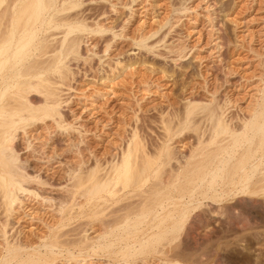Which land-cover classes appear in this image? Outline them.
Instances as JSON below:
<instances>
[{"label":"bare ground","instance_id":"obj_1","mask_svg":"<svg viewBox=\"0 0 264 264\" xmlns=\"http://www.w3.org/2000/svg\"><path fill=\"white\" fill-rule=\"evenodd\" d=\"M84 1L92 0H0V264H45L63 255L75 264H89L85 256L98 251L111 253L114 264L138 259L147 264L150 258L162 264H182L177 258L195 261L194 251L181 243L185 238L178 239L185 247L178 243L180 249H174L178 236L191 227H183L190 210L202 204V199L215 198L210 191L217 185L237 184L240 191L264 192V79L260 76L256 89L260 94L253 96L240 115L228 111L229 100L221 99L219 89L203 100L186 82L178 108L170 102L148 109L155 112L160 129L152 145L139 134L136 111L141 104L128 105L133 117L126 118L122 111L116 115L114 109L108 112L103 105L93 104L102 96L94 93L89 95L91 108L80 100L79 104L82 110L107 114L106 118L94 115L95 121L102 134L120 135L118 143L108 140L109 148L104 144L105 154L109 153L104 159L95 155L92 136L71 140L65 156L56 153L61 148L58 135L71 136L70 130L75 129L65 118V110L71 111L70 98L61 99L57 91L60 85L72 87L68 73H97L98 79L106 80L129 66L120 60L114 65L101 60L99 44L104 42L101 51L107 52L115 37L124 34L100 20L88 21L89 12L78 8ZM106 9L101 11L105 17ZM106 32L112 33L110 39L89 41ZM143 39L134 44L149 50L152 45L142 43ZM216 39L223 43L220 34ZM85 44L90 45L87 66L80 61L86 58ZM81 126H77L79 131ZM189 131L194 134V146L178 154L170 143ZM102 134L93 136L104 142ZM43 136L57 156L38 149L33 140H43ZM87 151L91 158H85ZM32 160H38L37 165ZM41 167L51 174L47 176ZM53 167L62 170L63 177L56 178L60 171ZM30 203L47 209L50 222L29 212ZM78 217L81 223L75 220L76 225H71ZM23 218L40 221L45 230L34 234L35 240L22 239L21 230L13 228ZM91 222L99 227L94 236L88 235Z\"/></svg>","mask_w":264,"mask_h":264},{"label":"rangeland","instance_id":"obj_2","mask_svg":"<svg viewBox=\"0 0 264 264\" xmlns=\"http://www.w3.org/2000/svg\"><path fill=\"white\" fill-rule=\"evenodd\" d=\"M109 1L111 4L113 3L114 10L110 3L105 0L84 1L78 8H84L83 11L86 14L89 12L88 21L100 20V23H104L103 26L113 27L112 31L114 32L121 30L120 32L124 35L115 37L116 41L107 52L101 51L104 42L99 44L100 51L98 54L101 56V60L105 61L104 64L107 62L114 65L116 60H120L123 64L129 66H124L118 74L112 75L113 77L111 76L106 80L104 78L98 79L99 75L97 73H85V75L83 73H77V75L76 73H68V78H73L68 81L70 85L72 84V87L69 88L66 84L60 85L57 91L61 99L70 98L68 106L72 112L65 110V118L66 122H70L75 129L70 128L72 137L65 134L58 135L62 138L60 139V145L63 150L61 151L60 148L56 153L65 156L66 154L63 151L66 150L71 140L76 142L82 137L89 139L92 136L90 144L94 145L92 149L94 148L95 155L104 159L109 156V153L105 154L107 148L105 150L104 144L108 147V140L118 143L119 138H121L120 135L113 133L107 136L102 134L100 127H98L99 122L95 121L94 115L98 114V117L102 115V118H106L107 114L103 111L93 113V110H84L85 108L82 110L81 104H79L82 101L91 108L89 103L92 98L89 95L94 93H101L102 96L93 104L103 105L108 112L114 109L115 112L117 111L116 115L119 114V111H122L126 118L133 117L131 110L127 109L128 105L135 107V103L141 104L136 111L138 115L137 123H139L142 132L139 134L150 144L157 142V133L160 129L155 121V112L153 113V110L148 109L153 105H166L170 102L172 106L175 105L173 107L178 108L182 97H185L184 85L186 82H189L191 87H195V94L203 100H208L213 92L216 93L213 89H219L218 92L222 91L220 92L221 99L229 100L228 108L230 110L228 111L233 114L238 111L237 115L246 110L254 95L260 94L257 93L256 89L261 84L260 79H264V0ZM104 8L109 10L105 13L107 17L102 13L105 10ZM95 15H99L100 18ZM219 34L223 38V43L222 40L219 43V40L216 39ZM109 37H112V33L106 32L102 38L96 36V38L94 37L89 41L93 43L99 40L100 42L104 38L105 40L106 38L110 39ZM142 38H144L142 43L152 45L150 51L145 50L143 47L138 48L134 44V41ZM160 38L162 39L159 40ZM84 46L83 58L89 54V48L87 47H90V45L85 44ZM176 53L177 55L179 53L180 56H176ZM80 61L83 62H81L83 66H87L90 62L88 57ZM71 67L74 71L76 70L74 63ZM222 73L226 74L223 76ZM216 76H218V79ZM222 77L228 79V83L222 82ZM220 83L221 86H219ZM182 86H184V89ZM79 123L84 126H81V131L77 128ZM83 128H86L87 132ZM45 133L43 134L46 135ZM94 134L104 135L105 141H99L98 137L93 136ZM193 135L192 131L181 134L180 138L177 137L170 143L172 144L170 146L178 154H184L194 146L195 139ZM33 141L37 142L38 149L41 148L48 155L57 156L51 145L49 146V140L47 138L45 140L44 136L43 140L40 138ZM87 152L85 158L90 154ZM54 156L51 157L55 158ZM89 157L91 158V155ZM34 161L32 160L33 164L37 165L38 160ZM41 163L39 161L38 165ZM176 164L178 165L177 162L173 161L174 167L177 166ZM41 168L43 173L48 174L47 176L51 174V170L44 172L45 168ZM56 168L58 169V167H53V171L54 169L57 170ZM58 170L60 173L56 178L63 177V171ZM42 172H40L41 175ZM210 194H216V197L202 199V204L190 210L186 219L189 223L185 221L184 225L186 227L184 225L183 227L185 229L189 224H191V227L188 229L187 234L183 236V232L181 237L178 236L176 239L177 245L174 247V249H180L178 243L181 248L184 245L188 246L191 253L194 251V258L196 257L199 262L196 260L185 261L181 258L176 260L182 264H264V192L248 193L247 191H240L237 184H224L215 186L214 191H210ZM46 195L47 197L52 196V194ZM25 202L26 204L29 203L28 200ZM32 203H30V206H32ZM30 211L38 213L50 222L47 218V209H41V207L33 205L31 210L29 209ZM104 218L106 219V217ZM20 220V223L14 224L13 231L15 229L21 230L19 236L22 239L31 238L30 240H35L34 234H42L45 230L44 225L38 220L36 222L33 220L35 223L24 218ZM75 220L76 224L79 225L83 219L75 218L71 225H76ZM97 221L95 222L98 225L99 221ZM93 222H91V230H88L89 236L98 233L99 227ZM178 239L179 241L182 239L181 243L184 242L185 244H180ZM98 252L97 254L89 253V255H86L85 259H88L86 263L114 264V261L116 262L111 253ZM74 253L76 254V250ZM149 260L147 261L150 264H162L161 260L157 261L155 258ZM54 261L45 264H75L74 259L65 255ZM140 261L142 260L138 259L133 263L141 264ZM148 262L147 264H149ZM133 263L131 262V264ZM142 264H146V261Z\"/></svg>","mask_w":264,"mask_h":264}]
</instances>
